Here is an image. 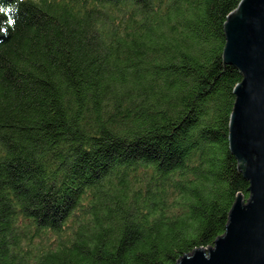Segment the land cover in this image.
Instances as JSON below:
<instances>
[{"label":"trees","instance_id":"obj_1","mask_svg":"<svg viewBox=\"0 0 264 264\" xmlns=\"http://www.w3.org/2000/svg\"><path fill=\"white\" fill-rule=\"evenodd\" d=\"M242 0H0V264H176L236 195Z\"/></svg>","mask_w":264,"mask_h":264},{"label":"water","instance_id":"obj_2","mask_svg":"<svg viewBox=\"0 0 264 264\" xmlns=\"http://www.w3.org/2000/svg\"><path fill=\"white\" fill-rule=\"evenodd\" d=\"M225 19L221 70L233 66L243 78L231 90L227 142L249 184V199L236 195L225 233L213 247L176 264H264V0H242Z\"/></svg>","mask_w":264,"mask_h":264}]
</instances>
